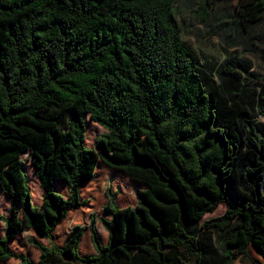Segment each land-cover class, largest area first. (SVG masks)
<instances>
[{
    "label": "trees",
    "instance_id": "trees-1",
    "mask_svg": "<svg viewBox=\"0 0 264 264\" xmlns=\"http://www.w3.org/2000/svg\"><path fill=\"white\" fill-rule=\"evenodd\" d=\"M180 1L0 0V201L10 203L0 264H31L8 246L23 228L36 264H264V74L235 49L203 55L182 35ZM222 1L198 0L195 17L216 16ZM233 11L213 17L228 22L226 44L250 34L264 0ZM84 114L106 130L91 148ZM118 171L145 185L134 203ZM220 204L222 214L185 227ZM72 209L88 212L96 254L79 253L78 220L62 246L40 242Z\"/></svg>",
    "mask_w": 264,
    "mask_h": 264
},
{
    "label": "rangeland",
    "instance_id": "rangeland-1",
    "mask_svg": "<svg viewBox=\"0 0 264 264\" xmlns=\"http://www.w3.org/2000/svg\"><path fill=\"white\" fill-rule=\"evenodd\" d=\"M197 3L198 0L180 1L178 8L183 37L190 41L196 48L200 49L203 55L216 59L217 61L223 60L232 49L238 50L240 52V56L252 58L253 66L250 71L258 75L264 74V17L251 28L249 35L239 33L240 36H237L232 42L230 41L229 44H226L224 30H228V22H221L219 25H216L217 21L213 17L217 16L219 18H230V15L234 12L233 9L237 0H227L216 4L211 10V13L216 16L209 15V18L204 21H198L195 17L194 10ZM84 120L85 125L88 121L85 131V145L91 148L94 146V140L102 133L106 132V130L98 123L92 121L88 114H84ZM21 159L24 166L23 170L26 171L27 174V183L30 187L31 201L33 205H39L43 197V191L39 180L36 178L35 174H33L34 170L28 160L27 153H23L21 155ZM115 177V180L119 184L124 197H128L129 201L134 203V197L137 190L144 188L145 185L131 180L128 175L120 171L116 173ZM54 184L55 190L66 196V186L62 182L58 181ZM93 192L97 199L102 201L105 199V196L103 195L104 190H93ZM9 208V200L7 199V201H5L1 198L0 215L7 217ZM224 209L225 205L220 204L216 207L214 212L206 213L197 223L195 221H186L185 227L188 229V227L193 226L196 228L194 229L195 231L200 228L199 225L203 220L222 214ZM101 216H104L102 211L96 210L95 227L98 231L102 245H105L107 243L108 233L104 226H102V224L97 220ZM75 220L80 221V223L85 226V230L79 244V253L83 256L96 254V250L90 240L88 229L90 216L88 212L83 213L80 210L72 209L69 211L66 218L56 227L51 242L48 239L39 240L44 245L53 244L62 246L70 229L73 227ZM5 234L6 229L4 222L0 219V237L5 236ZM30 237H34V232L31 229L23 228L19 234L9 242L8 246L13 253L24 254L30 259L31 264H36L39 251L29 243ZM215 237L217 239L216 243L219 245L218 235L216 233ZM16 262L17 260L15 258H9L7 261H4L5 264H16Z\"/></svg>",
    "mask_w": 264,
    "mask_h": 264
},
{
    "label": "crops",
    "instance_id": "crops-1",
    "mask_svg": "<svg viewBox=\"0 0 264 264\" xmlns=\"http://www.w3.org/2000/svg\"><path fill=\"white\" fill-rule=\"evenodd\" d=\"M33 174H34V173H33ZM5 201H6V200H5ZM41 202H42V200H41ZM41 202H40V204H41ZM40 204H39V205H40ZM37 205H38V204H37ZM26 229H28V228H26ZM31 230H32V229H31ZM32 231H33V230H32ZM18 234H19V233H18ZM12 240H13V239H12ZM65 240H66V239H65ZM40 242H41V241H40ZM64 242H65V241H64ZM36 263H37V262H36Z\"/></svg>",
    "mask_w": 264,
    "mask_h": 264
}]
</instances>
